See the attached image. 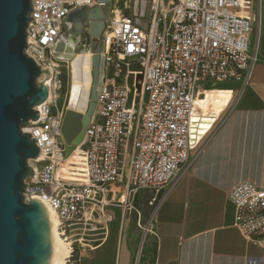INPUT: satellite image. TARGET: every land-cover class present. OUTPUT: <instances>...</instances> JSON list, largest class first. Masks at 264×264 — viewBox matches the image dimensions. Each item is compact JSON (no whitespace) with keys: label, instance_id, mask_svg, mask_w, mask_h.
I'll use <instances>...</instances> for the list:
<instances>
[{"label":"built area","instance_id":"2783aa9c","mask_svg":"<svg viewBox=\"0 0 264 264\" xmlns=\"http://www.w3.org/2000/svg\"><path fill=\"white\" fill-rule=\"evenodd\" d=\"M117 3L112 0L104 19V75L79 145L80 166L61 169L65 105L57 102L64 81L56 67L46 80V100L34 106L37 119L29 120L26 131L21 128L39 150L28 159L34 174L23 180V199L45 200L55 210L68 263L104 241L110 206L136 213L143 235L158 238L154 214L141 225L137 196L147 191L149 203L157 197L160 202L189 174L218 118L204 131L192 117L196 99L210 89L208 84L230 83V104L249 83L259 59L261 0H151L147 16L140 17L144 26L132 12L117 10ZM82 5L101 3L30 0L24 51L42 69L56 60L53 47L67 37L65 18ZM225 195L234 205L233 226L260 248L258 264H264V187L244 179Z\"/></svg>","mask_w":264,"mask_h":264},{"label":"crops","instance_id":"0c3cea01","mask_svg":"<svg viewBox=\"0 0 264 264\" xmlns=\"http://www.w3.org/2000/svg\"><path fill=\"white\" fill-rule=\"evenodd\" d=\"M208 85L193 119L206 131L218 118L189 174L160 200L153 218L158 238L142 235L136 213L110 206L106 238L80 251L76 264H247L248 259L258 264L261 250L233 226L235 209L225 192L244 179L264 187V0L259 59L249 83L228 105L232 84ZM150 197L144 191L135 200L141 219L140 202Z\"/></svg>","mask_w":264,"mask_h":264},{"label":"water","instance_id":"95a60500","mask_svg":"<svg viewBox=\"0 0 264 264\" xmlns=\"http://www.w3.org/2000/svg\"><path fill=\"white\" fill-rule=\"evenodd\" d=\"M98 1L101 5H82L67 15V37L53 47V57L67 61L69 73L77 55L92 53L90 101L85 112H79L73 102H64L62 109L64 156L81 144L103 80L102 31L112 0ZM150 3L144 0L142 15L147 16ZM30 9V0H0V264H49L51 257L44 205L39 198L24 201L22 195L27 186L24 178L34 174L27 160L36 158L39 150L35 139L21 128L37 119L34 106L46 100V80L51 76L48 68L42 69L24 51ZM135 20L145 25V19L136 16ZM42 73L44 79L39 80Z\"/></svg>","mask_w":264,"mask_h":264},{"label":"bare ground","instance_id":"6f19581e","mask_svg":"<svg viewBox=\"0 0 264 264\" xmlns=\"http://www.w3.org/2000/svg\"><path fill=\"white\" fill-rule=\"evenodd\" d=\"M117 10L119 7H116ZM117 12V11H116ZM91 52H88L87 54H79L76 56V58L73 60V62L70 63V73L68 78V87L69 91L65 92L64 95V102L68 103H74L76 104L79 112L84 113L87 105L90 101V90H91V84H92V75H91ZM57 63L52 62L46 68L50 70V72L54 71ZM81 89V92L78 91V89ZM79 89V90H80ZM68 90V89H67ZM206 90V89H205ZM204 90V91H205ZM79 95V99H78ZM204 95H202L200 98H203ZM197 108V99L196 102L192 108V117L196 112ZM26 125L22 127L24 131H26ZM79 149V151H76ZM75 153V154H73ZM81 147L77 145L67 156L63 158L61 169L63 171H67L74 168H78L80 166V163L82 162L81 158ZM41 155H39V158ZM30 161V160H28ZM31 164V163H29ZM35 166L34 164H32ZM46 216H47V222L51 233V257L49 264H66L67 257L69 255V249L67 244H65L57 233V215L55 210L48 204L47 201L41 200Z\"/></svg>","mask_w":264,"mask_h":264},{"label":"rangeland","instance_id":"374dc122","mask_svg":"<svg viewBox=\"0 0 264 264\" xmlns=\"http://www.w3.org/2000/svg\"><path fill=\"white\" fill-rule=\"evenodd\" d=\"M125 4H127V5L129 4V6H128L129 8H125V6H126ZM142 6H143V4H141V2L139 0H118V3H117V7L122 9L123 12H128V13L132 12L137 17H141L142 13L144 12L143 11L144 6H143V9H142ZM54 62L57 63L56 69L60 72L59 75H60L61 79L64 81V86H63L62 91L60 93L61 94L60 98L57 102L58 106L60 107L64 103L63 98L65 95V92L69 91V87H68L69 67H68L67 61L54 60ZM76 151H79V149H77ZM73 154H75V153H73ZM27 162L31 163V161H28V160H27ZM158 202H159V197H157L154 201H152V203H149V201H146V200L145 201L143 200L140 202L141 207L143 209L142 219L140 221L142 226L147 224L150 221V219L152 218V216H153V214L157 208ZM142 235H143V233H142ZM140 243L142 244L141 253H144L143 247L145 246V244H144V241H142V237H141ZM66 264H76V263H68L66 261ZM150 264H152V262H150Z\"/></svg>","mask_w":264,"mask_h":264},{"label":"flooded vegetation","instance_id":"af4514ba","mask_svg":"<svg viewBox=\"0 0 264 264\" xmlns=\"http://www.w3.org/2000/svg\"><path fill=\"white\" fill-rule=\"evenodd\" d=\"M141 2V4H143L144 6V0H139ZM143 6H142V9H143ZM141 11V10H140Z\"/></svg>","mask_w":264,"mask_h":264}]
</instances>
